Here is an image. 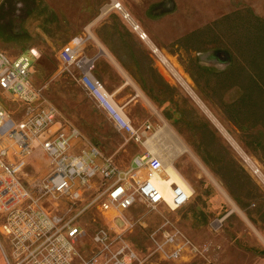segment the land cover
Returning <instances> with one entry per match:
<instances>
[{
    "label": "rangeland",
    "instance_id": "rangeland-1",
    "mask_svg": "<svg viewBox=\"0 0 264 264\" xmlns=\"http://www.w3.org/2000/svg\"><path fill=\"white\" fill-rule=\"evenodd\" d=\"M250 1L6 0L0 11V47L38 46L42 56L36 66L44 74L45 98L120 167L130 165L145 147L120 132L96 106L77 81L78 70L60 59L65 44L86 38L84 53L97 52L91 56L96 58L94 71L124 113L137 127L151 123L148 135L162 132L161 126L170 132L166 141L153 137L152 146H147L177 154L175 164H167L173 163L194 191L189 202L176 209L140 204L127 211L135 223L124 236L141 264H222L228 251L264 246V94L250 95L248 87L238 102L252 71L246 29ZM238 9L239 16L234 14ZM226 15L231 17L221 21ZM163 55L189 80L192 91L175 77ZM236 59L240 61L235 65ZM34 151L43 154L40 148ZM42 154L41 166L27 167L29 181L48 172ZM112 216L92 209L80 217L89 232L78 245L83 250L81 245L88 242L84 255L92 252L95 228L123 227ZM163 222L178 228L202 251H187L177 259L157 252L149 232ZM4 244L9 250L8 240Z\"/></svg>",
    "mask_w": 264,
    "mask_h": 264
},
{
    "label": "built area",
    "instance_id": "built-area-1",
    "mask_svg": "<svg viewBox=\"0 0 264 264\" xmlns=\"http://www.w3.org/2000/svg\"><path fill=\"white\" fill-rule=\"evenodd\" d=\"M140 36L145 38L146 33L140 32ZM75 38L61 48L60 59L78 70L79 84L120 132L145 142L152 124L137 127L132 123L94 74L96 58L83 51L86 38ZM36 55L33 51L11 58L0 49V88L23 107L22 116L15 118L0 102V142L5 140L0 145V231L10 247L3 248L6 264H141L124 236L135 223L127 218V211L140 204L150 209H176L189 202L193 186L187 179L188 184L171 182L169 201L153 180L166 170L158 155L151 151L137 155L123 168L112 155L86 141L80 129L45 98L43 86L33 74ZM76 138L85 141L78 151L73 150ZM36 145L48 157L50 170L29 181L25 174ZM92 209L112 212V220L120 219L123 227L116 231L95 228L92 252L84 255L88 242L81 245L83 250L78 245L89 232L80 217ZM149 237L154 249L169 259L202 251L169 222L151 230Z\"/></svg>",
    "mask_w": 264,
    "mask_h": 264
},
{
    "label": "crops",
    "instance_id": "crops-1",
    "mask_svg": "<svg viewBox=\"0 0 264 264\" xmlns=\"http://www.w3.org/2000/svg\"><path fill=\"white\" fill-rule=\"evenodd\" d=\"M61 1H63L64 3H71V2H73V0H61ZM5 2H6V0H0V11L3 9V7L5 5ZM246 5H249L251 7V8H247L246 10H250V11H252L254 13H263L264 14V1H263V4H260L258 2V0H252L249 3H247ZM234 11L236 12V11H242V10L241 9H238V10H234ZM2 48H4V49H2ZM20 48L22 49L21 51H20ZM0 49L3 50V51H5L8 54V56L11 57V58H15L16 56H18V55H20L22 53H29V52H33L34 51L35 54H37V55H36V57H34V73L33 74H34V77L37 80L36 82L38 84L42 85L43 88H44V85H43L44 84L43 83L44 82V78L42 79V76H44V74L41 73L40 71L38 72L37 66H36L38 60L42 56V51H41V49L38 46H36V45H27V44L22 43L20 46L17 45L14 48L0 47ZM86 54L87 55H90V56H95V55H97V52H94L92 54H89V53L86 52ZM115 58L118 61H122L121 58H119V57H116L115 56ZM94 74L101 80V78L95 73V71H94ZM127 83H129V81H127ZM110 92H112V91H110ZM0 102L4 105V107L9 112L12 113V115L15 118H20L22 116V114H23V107H22V104L20 103V101H18L17 99H14L12 96H10L6 92H4L1 88H0ZM130 119H131L132 123L135 125V123L133 122V120H132L131 117H130ZM70 124H73V123L70 122ZM135 126H137V125H135ZM161 127H164L163 128L164 130L162 132H160L159 134H157L154 137V140L155 141H166V135L170 133L167 130V128H165V126H161ZM157 130H159V129H157ZM155 132L152 135H149V137L150 136H153L154 134L157 133V132L156 133ZM123 133H125V132H123ZM2 143H5V140H2L0 142V145ZM142 144L145 147V150L142 153H138L139 155H141L143 153H146L148 151H151L152 152V150L145 144V142H142ZM84 145H85V141L83 139L76 138L74 140L73 150L74 151H78ZM165 145L168 146V144H166V143H165ZM35 148H40L42 150V148L40 146H38V145H36L34 147V149ZM34 149H33L32 154L30 156L29 165L32 164V163H36V164H38V166H41L40 155L42 153H37V152L34 151ZM102 151L104 153H106L104 150H102ZM153 153L155 155H158L163 160V163H164L165 166H166V164L169 161H171V162H173L175 164L176 157H177L176 155L177 154L169 153L168 151L167 152H162L160 149H158L157 152H153ZM43 154L46 156V154L44 153V151H43ZM45 158H46V167H47V169L49 171L50 170V165H49V162H48V157L46 156ZM116 163H117V161H116ZM128 166L129 165L121 166V167L126 168ZM109 214L113 215L112 212H110ZM0 225H1V219H0ZM5 239L7 240L6 236L4 234H2L1 231H0V264H6V260H5V256H4V251H3V248L5 250L7 249V247L4 244V240ZM8 245H9V243H8ZM222 264H264V246H260L259 249L257 247H251V249L250 248L249 249L238 248V250H235V251H233V250L232 251H228V253H225V255H224V263H222Z\"/></svg>",
    "mask_w": 264,
    "mask_h": 264
},
{
    "label": "trees",
    "instance_id": "trees-1",
    "mask_svg": "<svg viewBox=\"0 0 264 264\" xmlns=\"http://www.w3.org/2000/svg\"><path fill=\"white\" fill-rule=\"evenodd\" d=\"M241 12L242 11H236V13L234 14L239 16V14H242ZM229 17H231V15H226L221 19V21H227ZM248 24L249 26L246 27V29L248 31L250 41L251 58L249 59V61L252 66V71L249 72V80L247 85L242 86V84L239 83L245 91L241 99L238 100V102H240V100H244V97L246 95V89L248 87L250 90V95L254 91H258L264 94V17H261L255 14L254 12L248 10ZM239 61L240 59H236L235 65Z\"/></svg>",
    "mask_w": 264,
    "mask_h": 264
},
{
    "label": "bare ground",
    "instance_id": "bare-ground-1",
    "mask_svg": "<svg viewBox=\"0 0 264 264\" xmlns=\"http://www.w3.org/2000/svg\"><path fill=\"white\" fill-rule=\"evenodd\" d=\"M117 6V5H116ZM91 36V35H90ZM80 36H78L77 38H75V41H80ZM80 46H79V53L82 52V44L79 43ZM163 59L165 60V62L170 66L172 67V70H173V73L175 74V77L187 88L189 89L190 91H192L191 89V86L189 84V80L186 79V77L183 75V73L179 70V69H176V64L175 63H172L171 61V58L168 57V56H165L163 55ZM171 60V61H170ZM195 97H197L195 95V93L193 94ZM198 99V98H197ZM198 101L200 102V104L202 106L203 103L198 99ZM116 102V101H115ZM118 105V104H117ZM119 106V105H118ZM120 107V106H119ZM204 108L206 109V111L208 112V114L211 116V118L215 121V123H217L219 125V127L224 130L223 126L219 123V121L215 118V116L209 111L207 110V108L204 106ZM124 112V111H123ZM126 115V114H125ZM160 131V130H159ZM225 131V130H224ZM158 133V131H157ZM156 134H154L153 136L149 137L145 143L146 145L148 146H152L153 143H151V140L153 137H155ZM233 141V140H232ZM182 150H185V147L182 146L181 147ZM152 152H154L152 150ZM246 160L250 163V165L252 167H255L256 165L254 164V162L246 157ZM166 170L163 171L159 176H157L156 178H154L153 180L155 181V183L163 190V193L165 195V197L170 201L171 200V185L170 183L171 182H179V183H187L186 179L184 178V176L178 171V169L174 166L173 163H170V164H167L166 166ZM256 168V167H255ZM170 177V179H169ZM188 184V183H187Z\"/></svg>",
    "mask_w": 264,
    "mask_h": 264
}]
</instances>
